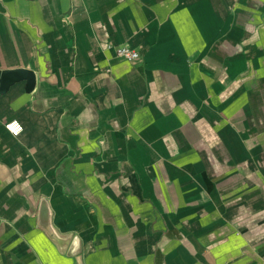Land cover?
<instances>
[{
	"label": "crops",
	"instance_id": "0c3cea01",
	"mask_svg": "<svg viewBox=\"0 0 264 264\" xmlns=\"http://www.w3.org/2000/svg\"><path fill=\"white\" fill-rule=\"evenodd\" d=\"M0 264H264V0H0Z\"/></svg>",
	"mask_w": 264,
	"mask_h": 264
},
{
	"label": "built area",
	"instance_id": "2783aa9c",
	"mask_svg": "<svg viewBox=\"0 0 264 264\" xmlns=\"http://www.w3.org/2000/svg\"><path fill=\"white\" fill-rule=\"evenodd\" d=\"M117 56L126 60H135L140 56L137 49L129 45H120L116 47ZM7 129L14 135H18L23 130V125L19 120H12L6 124Z\"/></svg>",
	"mask_w": 264,
	"mask_h": 264
},
{
	"label": "water",
	"instance_id": "95a60500",
	"mask_svg": "<svg viewBox=\"0 0 264 264\" xmlns=\"http://www.w3.org/2000/svg\"><path fill=\"white\" fill-rule=\"evenodd\" d=\"M33 84L34 82L29 80L28 88H32ZM39 214H40L39 219H40L41 224L44 225V227L46 228L48 227L50 228V209L48 207V203L46 200L42 201Z\"/></svg>",
	"mask_w": 264,
	"mask_h": 264
}]
</instances>
